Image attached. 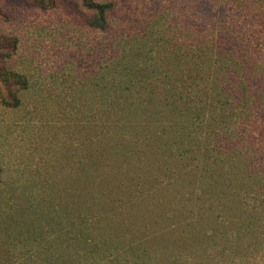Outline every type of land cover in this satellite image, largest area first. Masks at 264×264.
I'll list each match as a JSON object with an SVG mask.
<instances>
[{
	"label": "trees",
	"instance_id": "16d2710c",
	"mask_svg": "<svg viewBox=\"0 0 264 264\" xmlns=\"http://www.w3.org/2000/svg\"><path fill=\"white\" fill-rule=\"evenodd\" d=\"M26 1L41 10L55 5ZM215 1L187 0L180 11L188 16L173 19V32L153 44L142 70L111 65L108 110L95 113L84 152L91 164L78 167L60 214L47 211L46 237L36 246L41 259L83 250L121 264H152L154 256L160 264H235L243 240L254 251L264 244V90L249 77L255 57L240 39L223 42L224 25L207 20L206 11L228 5L240 16L262 7H252L256 0L249 8L246 0ZM80 2L91 14L87 26L104 31L111 5ZM17 45L15 36L0 34V102L11 108L28 88L26 76L7 66ZM144 158L169 160L175 171L163 170L156 187L140 191ZM124 162L135 163V171ZM141 205L152 215L134 224Z\"/></svg>",
	"mask_w": 264,
	"mask_h": 264
},
{
	"label": "rangeland",
	"instance_id": "374dc122",
	"mask_svg": "<svg viewBox=\"0 0 264 264\" xmlns=\"http://www.w3.org/2000/svg\"><path fill=\"white\" fill-rule=\"evenodd\" d=\"M92 1L111 5L104 31L87 26L91 14L80 0H55L54 7L47 10L26 0L0 2V34L18 39L17 51L7 66L28 80L18 107L0 102V264L13 260H27L29 264H121L83 250L47 262L36 246L46 237L47 211H52V216L60 214L65 196L76 184L78 167L83 162L91 164L84 152L93 142L95 113L103 115L108 110L103 104L111 65L122 62L132 72L142 70L153 44H160V40L164 43L173 32V19L188 16L180 11L187 0ZM205 1L214 5L211 0ZM251 2L246 0L244 4L249 8ZM226 7L206 10L207 20L213 17L224 25L220 27L223 42L231 46L240 39L251 60L255 57L257 65L249 77L258 78L257 92L264 90V0L252 4L262 7L253 15L248 9L239 16L236 9ZM138 51L143 55H137ZM151 163L153 166H139L140 191L152 190L156 187L154 180L175 171L169 160ZM124 164L134 171L137 167L135 163ZM49 197L52 204L46 206ZM143 206L132 214L134 224L152 215ZM161 223L166 224L164 219ZM13 237L21 241L15 244ZM247 242L243 240L247 250L242 247L235 264H264V244L254 251ZM155 258L152 264H160Z\"/></svg>",
	"mask_w": 264,
	"mask_h": 264
}]
</instances>
